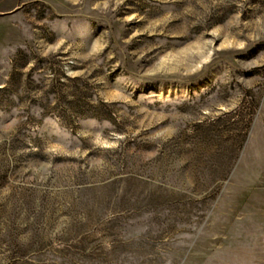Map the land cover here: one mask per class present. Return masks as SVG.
I'll return each mask as SVG.
<instances>
[{
	"label": "rangeland",
	"instance_id": "rangeland-1",
	"mask_svg": "<svg viewBox=\"0 0 264 264\" xmlns=\"http://www.w3.org/2000/svg\"><path fill=\"white\" fill-rule=\"evenodd\" d=\"M0 264H264V0H0Z\"/></svg>",
	"mask_w": 264,
	"mask_h": 264
}]
</instances>
